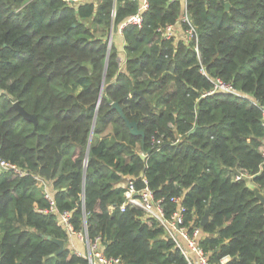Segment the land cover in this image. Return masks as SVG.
I'll return each instance as SVG.
<instances>
[{"label":"trees","instance_id":"obj_1","mask_svg":"<svg viewBox=\"0 0 264 264\" xmlns=\"http://www.w3.org/2000/svg\"><path fill=\"white\" fill-rule=\"evenodd\" d=\"M146 2L141 25L121 30L120 65L106 35L141 0H0V158L27 173L0 171V264H88L68 247L51 255L58 247L45 237L68 236L57 213L37 212L47 203L35 175L73 229L99 236L103 254L124 264L187 263L156 220L118 209L123 178L136 189L145 178L166 216L180 198L209 264H264L263 208L251 189L264 195V126L250 101L264 104V0ZM183 10L200 58L157 31ZM215 78L241 96L208 94ZM14 102L35 115V129ZM113 102L144 133L142 147ZM151 136H162L159 148Z\"/></svg>","mask_w":264,"mask_h":264},{"label":"built area","instance_id":"obj_2","mask_svg":"<svg viewBox=\"0 0 264 264\" xmlns=\"http://www.w3.org/2000/svg\"><path fill=\"white\" fill-rule=\"evenodd\" d=\"M67 5H74L77 2H84L87 0H64ZM175 1V0H170ZM147 8L146 0H142L137 11L129 16L124 22H122L118 31L128 25L140 26L142 23V13ZM186 24L187 28L183 31L184 41L191 43L193 50L198 58V37L195 28L189 20V16L185 10L176 24ZM162 38H170L174 34V25H168L164 28H158ZM212 89L208 94L214 92H222L228 94L239 95L237 91L232 88L229 84L224 83L219 78L211 79ZM245 97L246 96H242ZM254 106H256L261 112V125L264 126V104H259L256 100H250ZM264 142V136H263ZM162 144V136H151V145L159 148ZM0 171L15 174L17 176H26L27 173L20 169L13 163L3 160L0 158ZM34 180L37 186L41 189L42 197L47 203L45 208H36L37 212L41 213H57L59 217V223L63 227L65 233L69 238L74 237L80 242L84 243L85 250L78 251L73 250V254L77 257H83L87 259L88 264H124L119 258L106 257L103 254L102 247L100 245L101 238L96 236L90 241L86 234V229L82 231H75L70 222V212L63 211L58 212L53 193L50 192L47 182L39 176H34ZM143 186L136 189L134 182L131 178H127L123 184V203L118 207L120 211H124L126 206H132L136 209L141 210L146 216L153 218L162 227L165 236L171 240L174 247L180 252L187 264H209L208 259L204 251L198 245V239L200 238L201 230L199 226H193L189 228L186 225L185 215L186 207L182 205L180 198H171L170 201L177 204V209L170 215L166 216L161 200L155 199L152 190L148 186V182L145 178L141 179ZM115 207H111L110 211H113ZM220 260V264H222Z\"/></svg>","mask_w":264,"mask_h":264},{"label":"water","instance_id":"obj_3","mask_svg":"<svg viewBox=\"0 0 264 264\" xmlns=\"http://www.w3.org/2000/svg\"><path fill=\"white\" fill-rule=\"evenodd\" d=\"M225 7L228 8L229 7V4L228 3H225ZM112 34H113V24L110 25L109 33H108V36H107L108 49L111 46ZM104 75H105V73L103 74L102 83H101L100 88H99V95H98V98H97V101H96V105H98L99 104V101H100V96H101V93H102V87H103V81H104ZM137 93L140 94L141 92L138 91ZM12 106L17 111V113L22 116V118L24 120H26L28 122H31L32 125H33V128L35 129V126H36V123H37L35 115L27 113L18 104V102H14L12 104ZM111 108L112 109H115L117 111L119 117L125 122L126 127L128 128L129 133L131 135L140 136L141 137L140 145L142 147L143 144H144V133L138 129L137 124L134 121H128L126 119V117L123 114L122 108L117 103H115V102L111 103ZM139 157L142 160H144L145 157H146V155L144 153H141V154H139ZM251 189L254 192V197L257 199L258 203L262 206V208H263V215H264V195L254 185L251 186ZM207 220H208V212L205 211L204 214H203V216H202V218H201V225L202 226L205 225V223L207 222ZM45 238L47 240H50L52 243H54L58 247L57 251L54 254H51V255L60 254L64 250V241L62 239L51 238L50 236H46Z\"/></svg>","mask_w":264,"mask_h":264},{"label":"crops","instance_id":"obj_4","mask_svg":"<svg viewBox=\"0 0 264 264\" xmlns=\"http://www.w3.org/2000/svg\"><path fill=\"white\" fill-rule=\"evenodd\" d=\"M141 1H142V0H141ZM109 29H110V27H109ZM108 33H109V32H107V35H106V36H108ZM183 33H184V32H183V30L181 29L180 24H177V25L174 26V34H173V36L175 35L176 38H178V39L181 38V39L184 40V38H183ZM116 36H117L116 40H117V42H118V46H120V49L117 48V51H119V54H118L117 60H118V62L120 63V65H122L123 62H124V54H123V51H122L123 40H122L121 32L118 31V34H117ZM106 40H107V38H106ZM126 179H127V178H123L122 181H121L120 183H118L116 186H118V187H122L123 184L125 183ZM47 185H48V187H49L50 192H52V190H51V186H50L48 183H47ZM52 193H53V192H52ZM41 194H42V192H41ZM63 241H64V240H63ZM65 247H68L71 251H73V250L84 251V250H85V245H84V243L80 242L79 240H77V239L74 238V237H71V238L68 237L67 240L64 241V248H65ZM221 260H222V261H221L222 264H225V263L228 262L230 259H229V257H224V258H222Z\"/></svg>","mask_w":264,"mask_h":264},{"label":"rangeland","instance_id":"obj_5","mask_svg":"<svg viewBox=\"0 0 264 264\" xmlns=\"http://www.w3.org/2000/svg\"><path fill=\"white\" fill-rule=\"evenodd\" d=\"M108 32H109V30H108ZM118 34V30L116 31V32H113V34H112V40H111V44H115V46H116V48H119L120 49V46H118V42H117V40H116V38H117V35ZM106 38H107V36H106ZM107 41V40H106ZM113 42V43H112Z\"/></svg>","mask_w":264,"mask_h":264}]
</instances>
